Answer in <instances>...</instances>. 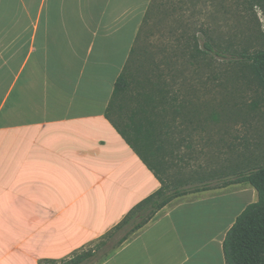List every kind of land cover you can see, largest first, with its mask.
<instances>
[{"label": "crops", "instance_id": "0c3cea01", "mask_svg": "<svg viewBox=\"0 0 264 264\" xmlns=\"http://www.w3.org/2000/svg\"><path fill=\"white\" fill-rule=\"evenodd\" d=\"M151 1L0 0V264L68 257L162 186L107 116ZM215 181L98 264H226L258 192Z\"/></svg>", "mask_w": 264, "mask_h": 264}, {"label": "rangeland", "instance_id": "374dc122", "mask_svg": "<svg viewBox=\"0 0 264 264\" xmlns=\"http://www.w3.org/2000/svg\"><path fill=\"white\" fill-rule=\"evenodd\" d=\"M157 3L137 45L130 86L113 103L112 119L169 188L198 172L263 165L264 90L248 65L231 61L230 54L264 48V0ZM195 36L201 46L206 40L219 46L228 59L190 57L195 47L187 38ZM145 92L159 96L154 121L139 107ZM136 113L143 125L139 135L129 126Z\"/></svg>", "mask_w": 264, "mask_h": 264}, {"label": "trees", "instance_id": "16d2710c", "mask_svg": "<svg viewBox=\"0 0 264 264\" xmlns=\"http://www.w3.org/2000/svg\"><path fill=\"white\" fill-rule=\"evenodd\" d=\"M157 8V0H152L146 11L138 36L131 49L126 64L116 80L113 96L107 109V116L113 125L127 139L132 147H134L146 164H148V166L153 170H155V168L148 162V159L144 156V154L112 119L111 109L115 98H117L122 92L126 91L130 86V75L132 73L131 69L133 62H135L139 39L143 36L144 32L148 30L150 20L155 14ZM187 41L191 47H195L194 52L197 54H194L193 52L190 57L196 60L206 57L212 58L215 56L226 58L228 54L219 46H215V44L210 42V40L203 42L202 46L199 37H188ZM230 56H232V58H230L231 61L232 59H236V61L240 63L247 64L250 69L252 79L256 82L259 88L264 90V48L256 49L253 52L243 51L241 53H231ZM166 62L170 64L169 61ZM154 64L156 65V62H154ZM158 77H163V72H160ZM158 98V95L156 96L152 93L145 92L143 100L139 105L143 114L153 116V121L154 116H156L152 112L154 108L153 103ZM164 98L163 96L161 97V102H163ZM213 112L214 111H210L211 116L209 117L215 119L213 118ZM137 114L138 113L133 115L129 126H131L132 129L137 127L138 129L133 130L137 135H139L141 134L139 130H141L143 125L141 120L138 121V119H136ZM158 121L159 119H157V122ZM175 121H177V119H175ZM215 172V175L214 173L210 174L198 172L196 175H192L184 180H181L172 188L167 187L163 179L160 177L162 186L134 206L124 219L100 240L77 249L68 257L46 260L44 264H98L110 257L116 248H118L124 241L154 219L157 213L172 200L190 192L200 191L206 188L207 184H209L212 180H216L223 185L229 183H248L257 190L258 200L248 204L244 208L227 232L224 240V254L226 264H264V164L253 166L246 170H232L230 172L228 171V173L224 171V169L220 171L217 170ZM227 177H229V179H226ZM196 179H198L197 183H195V181H191Z\"/></svg>", "mask_w": 264, "mask_h": 264}]
</instances>
